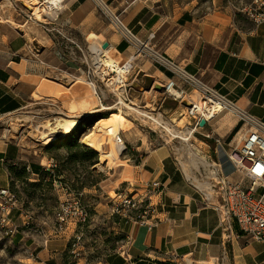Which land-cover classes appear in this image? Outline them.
I'll return each mask as SVG.
<instances>
[{"label": "crops", "instance_id": "0c3cea01", "mask_svg": "<svg viewBox=\"0 0 264 264\" xmlns=\"http://www.w3.org/2000/svg\"><path fill=\"white\" fill-rule=\"evenodd\" d=\"M248 3L211 0L206 10L192 4L180 11L178 4V9L170 8L167 0H63L53 15L41 20L31 16L21 0H0V188L11 184L10 166H25L30 180L36 181L48 171L51 160L55 161L39 155L24 137L13 138L3 126V119L32 101L54 100L53 96L40 95L43 84L53 83L61 95L71 99L84 89L77 82H66L73 74L59 65L67 50L61 51L54 31L70 32L76 38H70L75 45H79L77 40L98 46L106 41L127 55L130 46L111 23L112 14L154 51L173 59L264 121V22L255 23L245 16L242 9ZM135 59L133 74L137 81L140 75L151 85L161 74L171 76L148 57ZM64 63L68 64L67 59ZM35 93L39 94L36 98ZM241 132V122L235 116L232 130L226 139L217 140L213 154L214 163L234 181L240 179V174L229 161L228 152ZM127 166L130 170L120 169L119 177L129 172L131 178H117L114 189L135 186L129 193L135 190L131 195L140 197L145 191L143 186L150 182L158 181L164 187L152 196L154 207L142 221L119 219L126 246L108 255L102 264H264V243L241 234L235 223L222 230L217 201L194 186L166 145L150 149L140 161ZM106 180H101L98 187ZM51 186L60 198L69 195L54 182ZM91 187L96 186L85 188ZM11 216H16L15 223L19 221L24 227L33 218L21 202ZM66 244L62 234L49 237L39 248L38 263L56 259Z\"/></svg>", "mask_w": 264, "mask_h": 264}, {"label": "rangeland", "instance_id": "374dc122", "mask_svg": "<svg viewBox=\"0 0 264 264\" xmlns=\"http://www.w3.org/2000/svg\"><path fill=\"white\" fill-rule=\"evenodd\" d=\"M21 1L25 9L31 10V8L24 5V0ZM167 1L170 8L175 7L178 9L176 7L178 4L180 11L186 5L199 4L205 10L211 5V0ZM30 5L32 6V4ZM54 13L55 10L49 15ZM44 16L46 15L42 13L40 17L36 15L33 17L42 20ZM54 32L61 51L67 50L65 58L60 61L59 65L60 67L66 66L73 74L66 82L69 84L77 82V85L92 93L95 102L91 104L90 108L101 104L113 105V108L90 114H81L78 117V126L81 130L78 135V142L92 148L98 154L97 162L92 165L89 163L82 165L76 162H68L65 160L67 153L63 147L49 150L47 149L49 143L36 140L33 135L37 128L41 129V125L46 120H54L66 117V114H71L70 108H77L82 103L81 100L79 102V98L75 97L76 94L73 95L72 99L69 95H61L58 99L52 101H32L26 104L23 109L3 119V126L10 130V134L14 136L13 138L18 139L19 136H22L29 144H32L39 155H54L56 157L55 161L58 163V168H60L61 177L64 178L62 184L70 186L71 189L69 195L60 198L61 195L52 186L45 184L47 176L44 173H41L40 180L32 181L27 169L25 177H20V179L14 181L12 186L14 193L21 202L23 209L33 218L27 227L21 226L19 221L15 223L16 216L12 218L17 226V231L12 235H5L0 228V264H39V248L41 244H45V240L54 234L66 236L67 244L63 252L56 256V259L53 258L46 263L102 264L108 255L124 249L127 243L126 236L119 226L121 217L112 213L111 197L115 193L130 194V189H135V186H115L116 189H114L113 184L117 185V178H120V180L131 178L129 172L119 177L118 171L124 168L130 170L127 163H137L140 161L141 156L150 149L166 145L170 149L172 157L190 178L194 186L202 193L209 194L212 190L209 192L206 188L198 187L194 180L211 182L209 168L202 164L198 157L195 159L190 151L197 148L208 162L214 163L213 154L218 143L217 140L221 139L223 141V139H226L234 126L235 116L224 109L209 121L207 127L194 130L195 117L189 116L185 108L188 102L175 100L170 95L153 87V82L149 85L147 80L144 77L141 78L140 75L138 76L139 81L134 79V62H132L133 66L129 73L124 74L125 78L122 83L108 82L103 79L104 76L101 72L107 71V68L101 67L98 69L95 67L93 55L89 48L90 44L77 40L79 45H75L70 38L74 37V40L76 38L70 32H59L57 30ZM99 47L101 48V45ZM132 52L134 53V50ZM142 56L140 55V57ZM65 59H67L68 64L64 63ZM68 59H72V62ZM78 76H82V79H79ZM91 86L94 89V94ZM114 89L116 91L121 90L124 102L138 108L140 111L149 112L158 122L117 103V95L112 92ZM150 91L152 92L149 93ZM118 107L123 108L127 118V120L121 122L115 121L114 133L123 134V149H121L122 145L116 146L113 138L114 133L112 135L102 133L103 127L109 123L107 119L113 111H117ZM165 126L170 131L166 130ZM92 132L94 133L92 136L94 144L90 146L85 144L83 139L87 133ZM174 134H178L179 137H175ZM185 134L191 136L189 142L180 139V135L185 136ZM206 134H209V137ZM66 137L67 134L56 133L52 142L62 144ZM235 145L236 142L233 146ZM107 152L111 155L104 156ZM16 167L21 168L22 166L16 165ZM99 176H102L104 180L107 179L102 183V187L96 186L86 190L88 188L85 187H89L91 181H95ZM82 183L86 186H82ZM108 183H110V186H106ZM134 192L135 190L131 194ZM144 193L145 191L142 192V195ZM72 199L80 201L87 211V217L83 222L68 223L60 229L56 221V211L62 202ZM138 206L141 209L144 203L141 202ZM127 213L136 214V210L132 209ZM57 231L58 233H56ZM59 248L63 247L59 246Z\"/></svg>", "mask_w": 264, "mask_h": 264}, {"label": "built area", "instance_id": "2783aa9c", "mask_svg": "<svg viewBox=\"0 0 264 264\" xmlns=\"http://www.w3.org/2000/svg\"><path fill=\"white\" fill-rule=\"evenodd\" d=\"M104 8H106L105 5ZM30 12V15L34 16V10L31 9ZM242 12L255 23L264 22V0H249ZM110 21L129 46L134 49V53L131 52L125 56L115 50L118 56L127 61L126 73L132 69V62L136 56L140 55L150 57L161 68L170 72L171 76L169 77H163L162 74L157 77L153 87L158 83L161 85L163 93L170 95L175 100H180V102H188L185 108L189 116L195 117L194 129H201L209 122L206 115L197 110L198 101H203V105L206 106L205 112H208V107L212 104L211 101L219 102L222 105V110H228L240 120L242 125L240 139L228 152V159L235 171L240 174V179L231 180L223 174L216 163H209L207 167L211 173L210 188L213 191L209 196H213L217 201L216 209L220 213L219 225L222 230L230 229L232 223H235L241 234L264 243V121L247 112L217 89L202 82L196 75L185 70L173 59L154 51L148 43L140 41L118 15L112 14ZM152 37L151 33L149 38ZM124 59L122 60L124 61ZM102 73L103 79L109 82L113 73L111 76L107 75L108 71H102ZM200 118H204L206 121L203 126L198 124ZM122 135L116 134V146L123 145ZM55 167V161L51 160L47 169L52 171ZM54 184L69 193L68 185L57 180H54ZM163 187V184L158 181L148 183L147 186H143L145 193L141 195L143 197L141 199L131 194L115 193L111 197L112 213L121 218L142 221L154 207L152 196ZM141 202L144 203V206L139 209L138 205ZM19 204L18 197L9 187L0 188V228L5 235H12L17 231L11 213L13 209L19 207ZM132 209L136 210V214L127 213ZM86 217L87 211L80 201L75 199L65 200L56 211V221L60 229L68 223L83 222ZM236 236L239 235L236 234ZM164 264L182 263L166 262Z\"/></svg>", "mask_w": 264, "mask_h": 264}, {"label": "bare ground", "instance_id": "6f19581e", "mask_svg": "<svg viewBox=\"0 0 264 264\" xmlns=\"http://www.w3.org/2000/svg\"><path fill=\"white\" fill-rule=\"evenodd\" d=\"M62 1L63 0H24L25 5L31 8L32 10H34V15H36L37 17H40L42 13L44 15L51 14L53 10H56L61 7ZM30 4H32V6ZM89 48L93 55V61H94L95 67L98 69H100L101 67H104L105 69L107 68V71L109 72L107 74L108 76H111L113 73V76H111L110 81H113L116 84L123 82V79L125 78L124 74L127 72V65H126L127 61L121 56L117 55V52L115 51L113 46L109 45L107 48L102 49L97 44H91ZM132 50L134 49L130 47L131 52ZM122 59H124V61ZM91 89L94 94L95 92L92 86H91ZM112 92L117 95V99H118L117 103L123 105L124 107L128 109L134 110L137 113H140L145 117H148L156 121V119H154L150 115L149 112L140 111L138 108L133 107L130 104H127L126 102H124V99L122 98V95H121V90L116 91V89H114ZM151 92L152 91H150L149 93ZM40 95H43V96L50 95V96H53L55 99H58V97L61 96L60 88L54 85L53 83L43 84ZM34 96L37 97L39 96V94L35 93ZM76 97L79 98V102L81 100L82 103H80L77 108H74V107L70 108L71 114H66V117L56 118L54 120H46L41 125V129L37 128L36 131L33 133V135L36 137V140L42 141L43 143H50L53 141L54 135L56 133H61L63 135H66L72 132L76 128L78 121H79L78 117L81 114H90V113L100 112L103 110H109L113 108V105L109 106V105H104V104L90 108L91 104L95 102V100L92 97V93H90L88 90L84 91L83 89V91H81L79 95H76ZM211 103L212 104L208 107V112H205L206 106L203 105V101H200V102L198 101V104H197V110L199 112H202L204 115H206V118L209 121L213 117L217 116V114L220 111H222V105L219 102L211 101ZM123 120H127V118L124 114L123 108L118 107L117 111H113L110 117L107 119L109 123H107V125L103 127L102 133L107 134V135H112L115 132V128H116L115 121L121 122ZM205 127L201 129H204ZM165 128L166 130L170 131V129L167 126H165ZM192 131L193 129L191 130V132ZM116 134H118V132ZM116 134L113 137L114 140H115ZM188 134L187 135L185 134V136L180 135V139L185 142H189L191 136ZM93 135L94 133L92 132V133H87V135L84 136L83 141L85 142V144L93 146L94 144L92 140ZM174 136L179 137L178 134H174ZM123 147L124 146L122 145L121 149H123ZM190 153L195 159L198 157L200 162L204 164L205 166H207L210 163L207 161V159H205L203 155H201L199 149L194 148L192 151H190ZM110 155L111 153L107 152L105 153L104 156H110ZM210 174L211 173H209V175ZM194 180L196 181V185L198 187L206 188L210 192L211 188H210L209 181H199L198 179H194ZM211 192L209 194H211Z\"/></svg>", "mask_w": 264, "mask_h": 264}, {"label": "trees", "instance_id": "16d2710c", "mask_svg": "<svg viewBox=\"0 0 264 264\" xmlns=\"http://www.w3.org/2000/svg\"><path fill=\"white\" fill-rule=\"evenodd\" d=\"M80 128L77 124L76 128L67 134V137L65 141L62 144H57L58 142H50L47 145V149H60L63 147L66 150V157L65 160L68 162H76L84 165L85 163L94 164L97 162V152L94 151L92 148L81 144L78 142V135L80 132ZM54 160H56V157L54 155H50ZM17 169H20L19 171H16ZM9 171L11 174V184L9 186V189L14 192L12 189V186L14 184L15 180L20 179V177L26 176V167L22 166L21 168H17L16 166H10ZM47 177H49L46 180V185L51 186L54 180L60 181L61 183H64V178H62L60 175V168L56 166L52 171H43ZM103 179L102 176H99L95 181H91V184L89 186H98V183ZM40 183V182H39ZM36 185V184H34ZM82 186H86L84 183H82Z\"/></svg>", "mask_w": 264, "mask_h": 264}, {"label": "water", "instance_id": "95a60500", "mask_svg": "<svg viewBox=\"0 0 264 264\" xmlns=\"http://www.w3.org/2000/svg\"><path fill=\"white\" fill-rule=\"evenodd\" d=\"M109 46V43L108 42H103L102 43V45H101V48L102 49H105V48H107ZM154 87L156 88V89H158V90H161V85L160 84H158V83H156V84H154ZM188 104V103H187ZM205 119L204 118H200V120H199V122H198V124H199V126H203L204 124H205Z\"/></svg>", "mask_w": 264, "mask_h": 264}]
</instances>
